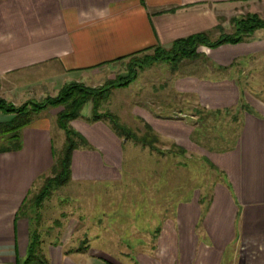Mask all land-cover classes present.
I'll return each instance as SVG.
<instances>
[{
  "label": "crops",
  "instance_id": "1",
  "mask_svg": "<svg viewBox=\"0 0 264 264\" xmlns=\"http://www.w3.org/2000/svg\"><path fill=\"white\" fill-rule=\"evenodd\" d=\"M249 1L259 0H0V79L19 76L6 90L21 97L56 95L75 82L95 87L116 63L213 33L227 5ZM182 65L189 71L168 82L181 101L179 115L169 101L134 113L162 141L193 150L194 108L226 111L247 102L235 144L210 152L221 177L211 196L187 188L170 214L135 221L129 238L97 234L93 221L84 225V236L76 226L69 232L67 225L65 233L58 228L53 238H42L51 264H264V29L243 42L200 46L198 57ZM163 107L171 113L163 115ZM92 110L71 122L91 145L73 152L71 183L119 184L127 146L146 147L117 135L106 120L90 122ZM58 114L43 111L24 128L22 149L0 154V264L27 256L32 225L17 213L54 164ZM8 117L0 113V122ZM157 156L151 177L189 173L183 163L180 171L173 167L183 153Z\"/></svg>",
  "mask_w": 264,
  "mask_h": 264
},
{
  "label": "rangeland",
  "instance_id": "2",
  "mask_svg": "<svg viewBox=\"0 0 264 264\" xmlns=\"http://www.w3.org/2000/svg\"><path fill=\"white\" fill-rule=\"evenodd\" d=\"M250 16H257L264 20V0L227 5L220 18L219 27L213 33H208L210 41L214 42L228 35L236 34L242 28L241 21ZM156 56L155 50H151L120 61L111 66L107 73L108 77L104 81L92 83L95 86L93 88H102L109 83L123 84L111 90L108 99L100 104L99 113L107 117H116L120 126L127 130V135L131 136L130 140L141 144L146 149L135 148L133 144L127 146L125 176L119 184L96 186L90 183H71L70 181L67 185L56 188L40 206L30 204V207H33H29L27 214L31 217L32 229L40 234L41 239L53 238L51 234L56 235L58 228H61V232L64 231V233L68 228L70 232L74 226L79 227L78 236H84V232H86L84 225L88 226L92 221L95 223L93 229L97 234L102 232L112 240L129 238L136 226L134 225L135 221L140 218L148 219L150 215L152 218L156 216L157 219H160L162 214H170L177 202L185 197L187 188L190 192L200 190L207 199L211 196L221 177L210 161V152L228 149L235 144L239 133L240 118L242 113L247 110L237 107L234 110L217 112L194 108L192 112L196 114L197 120L195 121L198 123L193 150L172 146L170 143L162 141V138L154 131L155 136L150 134L144 123L137 120L140 118L135 116L134 110L144 105L151 106L152 103H157L156 106H158L160 103L166 104L169 101L174 103L173 113L175 112V116H178L177 109H181L182 104L177 96L170 93L171 88L168 82L174 75L189 71L182 65L183 61L194 59L184 58L172 61L162 59L165 57L164 54H161L159 58ZM18 78L19 76L8 80L0 79V99L14 104L16 107L30 105L29 107L33 108L34 104L39 105L48 98H54L59 94L49 93L42 95L41 98L29 94L25 97H21L20 94L11 95L6 90L7 83L13 86L12 84ZM81 84L89 85V83ZM244 103L248 105L247 102ZM91 107L93 108V104L87 103L81 116H87ZM163 108L161 111L163 115L171 113L170 107ZM48 109L51 113L56 114L63 111L65 106H48L35 113L33 120ZM153 109H159V107ZM12 118L13 115H10L7 119ZM52 122L54 123L52 132L55 154L60 155L67 136L65 131L59 127L57 120ZM141 140H146L150 146L144 145ZM4 145H7V141L0 136V147ZM150 150L162 156L165 153H171L174 156L183 153V158L175 160L173 167L175 171H180V166L183 163L184 166H188L189 173H172L173 175L167 173L166 178L164 177L165 173H160L162 179H157L156 174L151 177V170L157 168L155 158L158 156ZM164 158L162 159L164 160ZM159 165L162 169L163 162H160ZM171 175L172 177H170ZM155 181H162L165 184L157 187ZM44 184L45 180L41 179L33 193L38 192ZM153 187L159 189V192L157 190L155 192ZM94 231L90 230V234H94Z\"/></svg>",
  "mask_w": 264,
  "mask_h": 264
},
{
  "label": "trees",
  "instance_id": "3",
  "mask_svg": "<svg viewBox=\"0 0 264 264\" xmlns=\"http://www.w3.org/2000/svg\"><path fill=\"white\" fill-rule=\"evenodd\" d=\"M241 23L242 28L236 34L228 35L214 42L210 41L208 33H198L188 38L177 40L169 49L157 47L154 49L156 57L159 58L161 54H164L165 57L162 59L172 61H179L184 58H196L198 57V48L200 46L215 48L227 43L243 42L247 35L252 34L258 29H264V20L257 16H250L241 21ZM145 51H148V49L139 53ZM122 85L109 83L102 88H93L81 83H72L63 87L58 96L48 98L39 105L34 104L33 108H30V105L16 107L14 104L0 99V113L7 116L13 115L12 119L0 122V136L7 141V145L0 147V154L22 149L23 130L32 124L35 113L44 110L48 106H65V109L58 114L57 118L59 127L65 131L67 136L64 149L60 155L55 154V161L49 174L41 177V179L45 180V184L40 187L38 192L33 193V190L29 193L17 213V218L24 216L32 223L31 217L27 214V211L33 207H30V204L40 206L45 199L51 196L56 188L65 186L71 181L73 152L80 148H91L88 140L71 126L72 121L81 118L82 110L87 103L93 104L92 115L88 119L90 122L106 120L111 124L117 135L125 139L131 138V136L127 135V130L120 126L116 117H107L99 113L100 104L102 101L108 99L111 90ZM240 107L247 111L250 110L244 102L238 106V108ZM146 127L147 131L155 136L151 127L148 125ZM141 142L144 145L150 146V143L146 140H141ZM17 264H51L43 250V240L36 230H31L27 256L24 260H19Z\"/></svg>",
  "mask_w": 264,
  "mask_h": 264
}]
</instances>
